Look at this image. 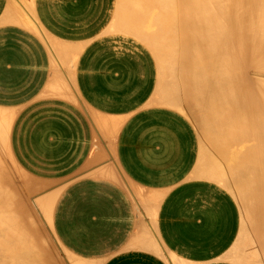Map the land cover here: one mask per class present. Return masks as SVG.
Returning a JSON list of instances; mask_svg holds the SVG:
<instances>
[{
    "label": "crops",
    "instance_id": "obj_1",
    "mask_svg": "<svg viewBox=\"0 0 264 264\" xmlns=\"http://www.w3.org/2000/svg\"><path fill=\"white\" fill-rule=\"evenodd\" d=\"M8 1L0 0V21L9 13L8 9L9 14L15 15L19 8L15 9L18 0H14V8L12 1ZM115 7V0H32V10L44 30L78 49L70 72L73 77L65 74L68 70L61 68V72L79 101L48 93L46 80L54 81L56 73L49 69L53 66L48 64L52 63V57L42 34L12 20L0 22V106L12 107L15 111L9 133L12 156L29 174L62 185L54 204L53 228L62 245L81 258L96 264H178L179 259L188 264H235L222 257L240 231L242 217L238 202L215 181L191 177L194 169L191 167L196 164L199 150L195 126L182 112L149 103L151 98H147L153 95L157 84L156 57L136 37L111 32ZM9 14L5 19L10 18ZM76 44L83 48H77ZM104 81L113 85V91ZM124 82H127L125 86ZM95 116L114 118L118 122L112 153L105 140L108 129L105 125L99 128ZM109 161L120 175L127 174L126 178L134 184L162 193L155 235L167 250L164 257L142 242L143 225L136 218V202L133 203L128 188L113 178L95 174L103 162L107 165Z\"/></svg>",
    "mask_w": 264,
    "mask_h": 264
},
{
    "label": "bare ground",
    "instance_id": "obj_2",
    "mask_svg": "<svg viewBox=\"0 0 264 264\" xmlns=\"http://www.w3.org/2000/svg\"><path fill=\"white\" fill-rule=\"evenodd\" d=\"M9 1H12V4L14 2V0ZM115 1V11L112 10L114 16L112 20L110 19L112 21L111 32H121L136 37L145 43L146 47L148 45L149 48H152L155 53V59L158 65V73L156 74L158 76H156L157 84L156 88L154 87L155 91H153L154 93L151 97L147 98L148 100L151 98L149 103L171 107L182 112L191 120L193 123L192 125L195 123L198 129L199 133L196 132V134H198L196 135L197 141H199V144L197 143L199 146V150L197 149L198 157L196 158L195 166L191 167L194 168L191 172V177L206 178L215 181L228 191L233 192L234 196L236 195L238 198L241 206V208H239L242 209L240 231L235 243L222 258L235 264H264V0ZM18 2L19 5H15L16 2L13 4V8L14 5L16 6L15 9L19 6V8H17L18 10L14 9L17 11L16 13L14 10L12 11L15 15L9 14L11 10L8 9L9 13H7V15L3 14L5 16H3L2 21H0L1 24L4 20L7 22L12 20V23L13 21L16 23L18 22L19 25H25L26 28L30 27L29 30L31 31L34 30L41 33L43 36L42 38H44L50 49L52 57V63L48 62V64H52L53 68L50 67L49 69H54L55 71H53L56 73L54 74V81L51 82V80H53L51 78L48 81L46 80V82H49L46 83L50 89L48 93L79 101L61 72L62 68L63 70H68V73H65L66 75L70 74L78 49H74L73 46H71L72 44H67V40V43H65L63 40L60 41L53 38V36L51 37L46 30H44L32 10V0H18ZM10 6H12L11 2ZM8 14L10 18L12 16V19H5L9 17ZM76 47L83 48L81 45H77ZM100 48H102V46ZM2 51H4V49H2ZM149 63L151 64V62ZM140 67L141 66H139V68ZM151 70L153 72V69ZM51 77H53V75ZM123 77H125V75ZM68 79L71 80L69 75ZM77 79L79 80V78ZM107 79L112 82L111 78ZM150 79L152 80L153 78L151 77ZM118 82L120 83L119 79ZM126 83L124 82V86ZM131 83L132 82H130V84ZM132 84H134V82ZM106 85H109L108 88L113 91V85L110 86L108 83ZM141 88L144 87L142 86ZM119 91L122 92V90ZM98 94L100 95V93ZM148 100H146V102H148ZM84 103L86 104V102ZM11 108L12 107L9 106L8 108L7 106H0V264H62L61 259L52 254L49 243H47V239H45L44 232L46 231L42 230V224L40 225L39 223L43 219L50 231L53 232V209L62 185L55 184L51 188H48L51 184L50 181L29 174L28 170L27 172L24 170L25 168L23 169L21 167L23 165H19V160V164L14 160L10 150L11 146H9L10 127L15 112ZM94 120H96L99 128H102L103 125L107 127L108 131L106 132L105 140L108 141V147L112 153L118 126L117 120L102 116H95ZM39 123L40 121L38 124ZM42 144L44 143L42 142ZM120 149L122 148L120 147ZM53 150L54 148L52 151ZM14 151L15 150H13V153ZM1 152H4L11 160L14 172H16V177L11 174L12 171L5 163ZM5 159H7V157ZM116 159L117 157L115 160ZM7 163L10 164L9 162ZM103 163V166L100 165V168L99 165L96 167V169H99L97 171L95 169V174L97 173L104 177L113 178L128 188L135 199L132 198L133 203L136 202L138 214L136 218H138L143 225L142 232L140 231L142 242L145 243L148 249L156 251L163 256L162 249H164V245L158 241L155 235L157 229V210L160 201H162V193L152 189H145L134 184L126 178L127 174L125 175L124 171L122 172L125 176L120 175V171L118 172L113 162L107 165ZM117 165L120 166V163ZM43 167L45 166L43 165ZM118 168L121 170V167ZM92 169H94V166ZM86 171L89 172V169ZM93 171L94 170H92V173ZM189 171H191V169ZM129 198H131V196H129ZM134 206L135 205H133V207ZM136 220L137 219H135V221ZM83 226H85V224ZM72 228L76 227L74 226ZM56 242L59 246L63 247L67 252L66 254H69L67 259L69 258L70 264H96L93 260L81 258L69 251L60 243L59 239H57ZM172 258L175 261V257L172 256ZM176 261L178 264H188L180 259Z\"/></svg>",
    "mask_w": 264,
    "mask_h": 264
},
{
    "label": "rangeland",
    "instance_id": "obj_3",
    "mask_svg": "<svg viewBox=\"0 0 264 264\" xmlns=\"http://www.w3.org/2000/svg\"><path fill=\"white\" fill-rule=\"evenodd\" d=\"M148 46V45H147ZM151 50H152V48H150ZM152 52H153V50H152ZM154 53V52H153ZM154 55H155V53H154ZM194 125H195V123H194ZM195 128H196V130H197V132H198V129H197V127H196V125H195ZM199 133V132H198ZM2 153V157H3V159H4V161H5V163L8 165V168L12 171L11 172V174L13 175V176H15L16 175V172H14V167L12 166V163H11V160L9 159V157L4 153V152H1ZM7 157V159H5ZM8 160V161H7ZM7 162H9L10 164H8ZM11 165V166H10ZM11 167V168H10ZM16 177V176H15ZM58 185L59 183H51L50 184V186L48 187V188H51L52 186H54V185ZM48 188H47V190H48ZM44 190H46V189H44ZM43 190V191H44ZM42 192V191H41ZM232 193V195L234 196V193L233 192H231ZM235 197V199L237 200V202H238V205H239V207L241 208V206H240V203H239V201H238V198H237V196L235 195L234 196ZM241 210V217H242V209H240ZM42 222V223H41ZM41 222H39L40 223V225L42 224V226H41V228H42V230L43 231H46V232H44L45 233V239H47L46 241H47V243H49V246H50V250H51V252H52V254L55 256V257H58V258H60L61 259V263L62 264H70V262H69V258L67 259V256L69 257V254H66L67 252L63 249V247H61V246H59V244L56 242L57 241V239H58V237H57V235H56V233H55V231H54V228H53V232H51L50 231V229L47 227V225H46V223H45V221L42 219L41 220ZM45 224V225H44ZM49 232H48V231ZM49 239V240H48ZM51 240V241H50ZM61 243V242H60ZM53 244V245H52ZM55 249H54V248ZM59 249V250H58ZM54 250V251H53ZM56 250V251H55ZM63 250V251H62ZM163 251V254L167 251V250H165V249H162ZM57 252V253H56ZM61 255H63V256H61ZM66 263H65V262Z\"/></svg>",
    "mask_w": 264,
    "mask_h": 264
}]
</instances>
